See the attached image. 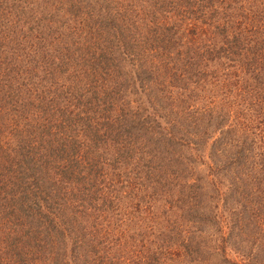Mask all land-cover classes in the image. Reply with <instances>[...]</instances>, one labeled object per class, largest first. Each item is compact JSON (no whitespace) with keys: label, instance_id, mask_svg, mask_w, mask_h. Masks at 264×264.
<instances>
[{"label":"trees","instance_id":"16d2710c","mask_svg":"<svg viewBox=\"0 0 264 264\" xmlns=\"http://www.w3.org/2000/svg\"><path fill=\"white\" fill-rule=\"evenodd\" d=\"M69 1L80 9L85 0ZM98 1L97 34L73 33L68 46L54 38V52L43 47L40 54H29L32 62L22 60L17 70L23 81L2 87L0 128L18 111L26 119L23 139L33 141L38 134L41 144H17L19 162L27 160L26 166L14 186L6 180L0 192V205L9 213L0 218V264H88L99 246L106 253L130 247L110 227L123 200L135 202L132 215L161 214L162 223L169 213L181 221L179 205L190 200L188 215L196 221L200 202L226 187L227 201L231 193L245 197L239 216L245 227L264 224V201L253 205L258 196L264 198L257 186L264 185V0H247L242 24L224 16L237 0ZM34 22L41 27L40 18ZM85 26L77 18L75 28ZM43 35L39 31L32 40ZM79 43L96 49L90 60L96 68H90L81 100L57 126L47 124L46 135L40 120L36 126L29 120L33 89L60 83L59 66ZM127 65L134 78L125 72L121 80ZM132 96L134 102L125 100ZM1 134L9 145V135H17ZM218 221L212 232L196 233L223 232ZM224 221L236 226L239 219L230 221L228 215ZM165 230L169 233L167 225ZM168 233H155L159 246L153 257L132 253L123 264H157V252L163 251L193 261L200 256L202 238L193 242L195 236L187 238L181 225L169 236L171 244L182 242L170 249ZM259 247L264 260L261 242Z\"/></svg>","mask_w":264,"mask_h":264},{"label":"rangeland","instance_id":"374dc122","mask_svg":"<svg viewBox=\"0 0 264 264\" xmlns=\"http://www.w3.org/2000/svg\"><path fill=\"white\" fill-rule=\"evenodd\" d=\"M237 1L238 2L235 1L234 5L225 8L226 13L224 16L227 17L229 15L232 24H242V21L245 22V8H248L247 0ZM100 5L101 2L98 0H85L83 4H81V8L78 9L79 6L77 5L76 8V4L71 5L69 0H0V97L5 92H1L2 87L8 86L9 83L15 82L18 79L19 82L23 81V77L21 76L22 73L17 72V70L20 68L22 60L26 59L28 64L32 62V59L28 58L29 54L38 55L43 52V47L54 52L55 47L53 44L57 43L55 39L58 40V38L63 41V44L66 46L72 45L75 40V36L72 35L73 33L82 36V38L86 35L97 34L96 23L100 24L97 19ZM236 8L244 13L238 14L235 11ZM34 18L41 19V27L36 26ZM77 18L79 20L81 19V23L86 25L85 29L77 30L75 28ZM52 21H54V23H52ZM67 23L70 28L67 27L66 30V26L64 25ZM77 26L80 25L77 24ZM39 31L45 34L43 35L45 40L41 36L37 41L36 39L32 40L34 37H37ZM104 32L102 31L100 35L107 34ZM64 35L65 38L63 39ZM47 36L49 37L47 38ZM246 36L247 35H245V37ZM94 39L95 38L91 40ZM35 44H37L36 48L33 46ZM94 50L96 49L92 48L89 44L83 43L81 46L79 43V45L74 48L70 57H68L67 63H61L59 66L60 83H50L49 87L39 86L33 89L34 95L27 111L29 115H31L32 110L34 113L29 117V120L35 126L37 125L36 121L40 120L45 128L46 135L48 134L47 124L57 126L63 121L64 116H68L70 111L75 107L72 103L81 100L84 94V88L87 86L86 82L90 80V68H96L95 64L90 61L94 54H96ZM131 70L132 68L128 69L127 65L126 69L121 74V80H124L123 74L125 72H127V76L129 75V79L134 78L130 77L132 73L130 72ZM25 80L26 78L24 76V81ZM27 84H30V82H27ZM27 84L24 86L26 89L30 87H27ZM135 98L136 96H132L125 98V100L134 102ZM137 100H141L139 96H137ZM0 105H2L1 102ZM86 110L87 109L84 111ZM17 112L13 117L14 121L6 122V127L0 128V162L3 164V166L0 167V177L4 181V183H0V192L5 182H7L6 180H12L14 186L18 176L20 177V174L26 166L27 160L19 162L21 157L16 154L19 152V148H16L17 144L21 142L31 147H38L41 144V141L38 143V134L33 141L31 139H23L26 132L23 123L26 119H20ZM4 115H9V113H5ZM90 116L95 117L93 113H90ZM1 130H7L17 134L9 135L7 140L11 146L4 140ZM56 130L58 129L55 128L53 131ZM20 133L21 136H19ZM32 135L34 136L35 134ZM21 138L24 140L23 142ZM53 144L54 143L46 144V151L49 150ZM56 145L57 149L61 150L58 142H56ZM4 146L9 147L11 151L6 153L2 149ZM42 147L44 146H41V148ZM53 163L56 164V162ZM45 166L46 167H42V169L51 167L50 163ZM221 179H224V177H221ZM259 185L264 191L262 182H258L257 186ZM27 187L28 186H26V189ZM225 189L226 187L221 189L217 196H214V194L216 195L214 192L212 197H207L200 202V211L198 214L200 220L196 221L194 217L188 215L191 211L190 208L193 207V203L190 200L184 199L187 203L179 205V207H181L179 214L185 216L183 217L181 215V221H178L177 215L172 217L169 213L167 214L168 219H166V223H162L163 220L161 217L163 216L161 214L160 216L156 215V218L153 213L149 215H132L131 210L135 202L123 200L120 213H115L110 227L113 229L112 235L118 234L123 242H129L130 247L125 249L121 248L116 253L114 251L106 253L102 246H99L97 247L96 254L92 258H89L90 262L88 264H123L124 258L127 256L125 259H129L130 257L128 255L132 253L133 256L137 254L142 257V255L147 252L148 256L152 254L153 257L159 246L155 243L159 239L155 233H168L165 230L166 225L169 231L167 237L173 234L178 227L182 225V232L183 234H187V238H193V236H195L196 239H194L193 242L202 238L203 241H201L202 243H200L198 247L203 249L200 256L195 255L194 261L190 256L182 259L175 253H173L174 256L169 257L172 254L166 251H163L164 254H162V256L157 252L159 259L157 264H264V260L260 259L261 256H258V251L260 249L259 243L261 242L262 248L264 247V233H261L264 232V224L255 228L250 222L245 227V221L243 222V219L239 217L240 212L245 208V205H241L245 204V197L240 198L238 196H240L241 193L234 194L230 192L231 196H228L227 201L224 193ZM257 189L259 190L258 187ZM203 193L211 194L213 192L210 189H204ZM263 201L264 198L261 199L260 196H258L254 199L253 205H259V203L262 205ZM158 206L159 204L157 207ZM102 207L105 208V205L103 204ZM160 207L161 206H159V208ZM127 212L131 214V217L126 214ZM8 214L7 208L0 205V218H5ZM228 215H230V221L239 219V221L235 223L236 226L224 221L225 216ZM90 218L93 222L94 217ZM210 219L213 220L208 222L207 220ZM218 220H220V223L223 225V232L215 233L214 236L204 234L202 237L196 233L197 230H205V228L210 229L212 232L213 228L216 226L213 224H215L216 221L218 224ZM192 221H194V223ZM160 229L162 231H159ZM150 230L153 232L149 235ZM189 230H191V232H189ZM105 236L106 231L103 237V241L106 242ZM145 236H147L146 239ZM167 242L171 244L170 236ZM181 242V238L178 242H173L170 249L172 247H179L178 245ZM254 242H256V244ZM193 244L197 246L195 243ZM95 245H98V242H95ZM130 248H133V250H130ZM209 248L210 250H208Z\"/></svg>","mask_w":264,"mask_h":264}]
</instances>
